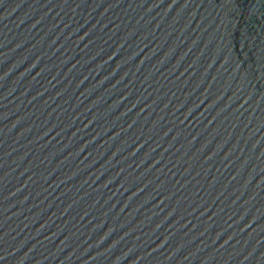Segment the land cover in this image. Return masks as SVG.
I'll use <instances>...</instances> for the list:
<instances>
[{"label":"water","instance_id":"1","mask_svg":"<svg viewBox=\"0 0 264 264\" xmlns=\"http://www.w3.org/2000/svg\"><path fill=\"white\" fill-rule=\"evenodd\" d=\"M0 264H264V0H0Z\"/></svg>","mask_w":264,"mask_h":264}]
</instances>
